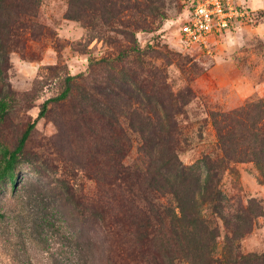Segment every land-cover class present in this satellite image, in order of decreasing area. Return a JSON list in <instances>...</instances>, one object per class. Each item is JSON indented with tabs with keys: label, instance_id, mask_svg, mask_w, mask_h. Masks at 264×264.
<instances>
[{
	"label": "rangeland",
	"instance_id": "obj_1",
	"mask_svg": "<svg viewBox=\"0 0 264 264\" xmlns=\"http://www.w3.org/2000/svg\"><path fill=\"white\" fill-rule=\"evenodd\" d=\"M116 1V18L105 23L99 13L90 26L66 16L69 0H38L35 15L22 16L16 27H5L0 19V100L7 106L0 144L14 147L42 103L64 89L68 76H76L71 79L72 96L91 86L101 95L111 92L107 83L120 85L122 68L151 69L185 102L175 116L178 157L187 165L200 164L205 156L220 157L210 113L257 98L264 102V0L253 8V21L219 37L209 51L189 46L180 37L191 0ZM49 105L30 133L14 188L8 182L0 185V264H44L51 253H60L69 230L92 239L95 264H103V242L62 198V180L86 193L95 190L82 167L83 153L73 141L74 127L66 122L73 103ZM120 121L131 138L125 160L137 161L141 138L128 120ZM219 186L231 209L251 199L261 206L253 227L237 241L243 253L262 252L264 172L252 161H231L221 171ZM216 221L219 235L213 255L219 258L228 230L221 219Z\"/></svg>",
	"mask_w": 264,
	"mask_h": 264
},
{
	"label": "trees",
	"instance_id": "obj_2",
	"mask_svg": "<svg viewBox=\"0 0 264 264\" xmlns=\"http://www.w3.org/2000/svg\"><path fill=\"white\" fill-rule=\"evenodd\" d=\"M118 4L116 0H69L66 16L90 26L101 13L107 23L116 18L113 7ZM37 5L38 0H0V19L5 27H16L22 16L35 15ZM121 70L120 85L107 83L111 92L101 91V95L91 86L72 96L71 79L76 76H68L64 89L42 103L16 145L0 144V185L8 182L14 188L17 183L26 143L37 120L50 109L49 103L72 101L74 110L66 122L74 127L73 141L83 153L82 167L95 190L86 193L62 180V198L80 223L103 242V264H177L178 260L264 264V250L243 253L237 241L253 227L261 206L251 199L231 209L219 186L221 171L231 161H252L264 172V102L257 98L228 111H212L222 155L187 165L176 152L175 116L185 103L182 94H174L151 69ZM6 107L0 100V121ZM120 117L141 138L137 161L125 160L131 138ZM216 218L228 230L225 252L219 258L213 255L219 235ZM94 245L92 239H81L69 230L60 253H51L44 264H95Z\"/></svg>",
	"mask_w": 264,
	"mask_h": 264
},
{
	"label": "built area",
	"instance_id": "obj_3",
	"mask_svg": "<svg viewBox=\"0 0 264 264\" xmlns=\"http://www.w3.org/2000/svg\"><path fill=\"white\" fill-rule=\"evenodd\" d=\"M254 17V9L235 0H191L180 24V37L189 46L209 51L219 37Z\"/></svg>",
	"mask_w": 264,
	"mask_h": 264
},
{
	"label": "crops",
	"instance_id": "obj_4",
	"mask_svg": "<svg viewBox=\"0 0 264 264\" xmlns=\"http://www.w3.org/2000/svg\"><path fill=\"white\" fill-rule=\"evenodd\" d=\"M239 3H243V4H245V5H248L249 7H251L252 9L254 8V7H257L260 3H259V1L258 0H253V1H251V5L250 4H248L245 0H243V1H238Z\"/></svg>",
	"mask_w": 264,
	"mask_h": 264
}]
</instances>
